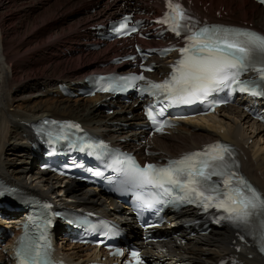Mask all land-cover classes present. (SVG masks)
<instances>
[{"label":"bare ground","instance_id":"bare-ground-1","mask_svg":"<svg viewBox=\"0 0 264 264\" xmlns=\"http://www.w3.org/2000/svg\"><path fill=\"white\" fill-rule=\"evenodd\" d=\"M6 1L10 2L7 6L4 0H0V180L2 182L29 194L53 199L68 208L90 209L104 216L126 219L122 212H117L115 203L107 204L89 189L76 188L72 184L62 186L57 178L37 170L35 158L29 149L28 126L46 116L76 120L87 129L99 131L108 140L119 144H122L120 141L130 140L133 144L123 145L135 151H138L135 142L141 144V148L149 146V150L158 154L156 159L175 157L182 152L198 149L201 145L216 140L231 142L238 151L242 171L264 191V127L251 122L238 106L222 110L217 117L183 122L170 136L155 138L145 144L141 137L142 133L135 129L142 121L139 106L123 105L120 106L121 109L114 111V115L101 117L104 105L99 97L72 100L58 96L57 83L71 85L83 81L91 73L102 72L96 60L84 61L86 55H90L86 48L88 29L97 23H105L119 17L115 0H72L75 5H82L84 10L81 13L79 11L74 13L73 17L76 20L73 25L70 24L72 22L69 21L70 19L63 24L61 21V24L58 23V16L62 13L58 14V10L52 8L60 9L59 1L56 0L53 5H46L42 12L31 17L28 32L18 36L14 41L12 39L18 35L16 27H20L18 24L21 23L11 22L8 8L13 1L21 0ZM134 1L143 9L155 8L156 12L160 11L159 0ZM192 1L196 3L198 0ZM204 1L210 2V10L217 8L220 11V21H225L227 18L246 21L247 24H252V29L264 33V10L250 0ZM245 5L249 6L250 15L246 14ZM40 8V6L32 7V10ZM195 9L201 11L198 6H195ZM53 30L55 32L52 35ZM28 34L31 35L30 39L26 38ZM34 42L35 44L31 45ZM47 49L54 50V53L49 54ZM118 49L115 44H108L106 49L100 52L99 58L113 56ZM66 51H69V55H66ZM166 62L156 61L158 73L166 72ZM41 88L45 89L42 91ZM241 122L252 130V135L256 133L254 139L255 137L257 139H253L255 142L252 145L247 143L251 137L246 138L239 128ZM261 140L262 145H259ZM194 218L193 213H187L176 218L175 221L187 223ZM14 221L11 223L19 222L20 218ZM128 228L131 233L134 232L132 226L128 225ZM237 246L242 250L239 257L245 264H258L252 247L241 244L228 229L211 231L206 236L189 240H186L182 234L173 236L168 241L146 245L144 253L150 257L162 258L170 264H217ZM57 248L59 254L70 264L75 263L78 258L89 256L88 248L81 246H67L63 242H58ZM3 252L2 249L1 259L4 258ZM248 256L251 258L249 259Z\"/></svg>","mask_w":264,"mask_h":264},{"label":"snow or ice","instance_id":"snow-or-ice-1","mask_svg":"<svg viewBox=\"0 0 264 264\" xmlns=\"http://www.w3.org/2000/svg\"><path fill=\"white\" fill-rule=\"evenodd\" d=\"M167 6L170 11L161 22L169 24L177 36L183 32L185 46L179 50L181 59L176 62L171 77L162 83L148 82L141 91L158 99L163 97L168 106L203 102L225 88L264 97V34L235 27L201 26L174 0H167ZM249 71L255 72L258 79L241 80ZM144 79L143 76L131 78L132 81ZM154 110L155 105H150L147 115L153 125H160L159 131L164 125ZM163 115L161 108L158 116ZM64 127L79 128L72 124ZM231 155L229 146L217 143L169 161L166 167L151 164L140 167L126 158L117 161L121 165L117 171L128 177L125 190L133 192L142 208L175 202L194 203L205 210L222 208L227 213L222 219L237 228L259 232L264 250V194L234 170L236 165L231 162ZM213 177L219 180L213 181ZM3 194L0 190V195ZM20 243L17 255L21 264H51L46 250L41 251L38 243L26 244L25 240ZM133 256L138 254L134 252Z\"/></svg>","mask_w":264,"mask_h":264},{"label":"rangeland","instance_id":"rangeland-1","mask_svg":"<svg viewBox=\"0 0 264 264\" xmlns=\"http://www.w3.org/2000/svg\"><path fill=\"white\" fill-rule=\"evenodd\" d=\"M48 1V2H47ZM54 1L56 0H45V1H36V0H21V1H13L12 5L8 8V14L11 16L12 18V21L14 24H18V22H20L21 24H18L20 25V27H16V31H18V35L16 38L12 39L13 41L16 40L18 38V36H23L26 32H28V27H30V24L31 22V17L37 15L38 13L42 12V9L46 7V5H51ZM58 4L61 6L60 9H57L56 7H52L54 8L55 10H58L57 13L58 14H61L58 16V23L59 24H63L65 23L68 19H70L69 21H72L70 24L73 25L76 18L73 17L74 13H77V11H79L81 13V11L84 12L83 10V6L82 5H75L72 0H58ZM229 1V0H227ZM5 2V5L7 6L10 2L7 3L6 0H4ZM45 2V3H44ZM36 3V4H35ZM202 4L204 5H208L209 2L207 1H202ZM53 5V4H52ZM75 5V6H74ZM41 7L39 10H32V7ZM31 7V8H30ZM216 9V8H215ZM237 9L240 11V9L238 8L237 6ZM32 10V11H31ZM215 11L217 10H213L212 11V14L215 15ZM245 11H246V14L250 15L251 11H250V8L248 5H245ZM0 12H1V9H0ZM29 15V16H28ZM69 15V16H68ZM65 16V17H64ZM63 18V19H62ZM18 20V21H17ZM61 21V23H60ZM69 24V23H68ZM27 25V26H26ZM252 25V24H251ZM25 26V27H23ZM77 28V27H76ZM79 28V27H78ZM27 30V31H26ZM25 31V32H24ZM54 30L52 31V35L54 34ZM31 35L28 34V36L26 38H29L30 39ZM10 40V41H12ZM34 43H31V45H34ZM24 47H22L23 49ZM47 52L49 54H51L52 52L54 53V50L52 49H47ZM68 54V52H67ZM89 56V57H88ZM100 56V53L99 52H95V53H92L90 55H86V58L84 59V61L86 62H92V60H96L97 62L100 60L99 58ZM84 58V56H83ZM108 59V58H107ZM106 59V60H107ZM101 117H105V116H109L111 114H107L105 113L104 111L102 112L101 111ZM239 128L241 129L243 135L247 138V137H251L247 143L248 145H252L253 142H255L254 140L257 139L255 137L254 139V136L256 133H254V135L251 134L252 130L247 128V125L246 124H243V122H241L239 124ZM251 130V131H250ZM254 139V140H253ZM262 140L260 141L259 145H262Z\"/></svg>","mask_w":264,"mask_h":264}]
</instances>
